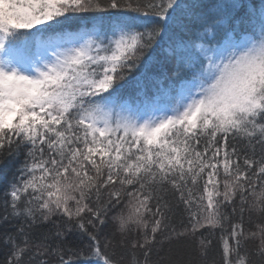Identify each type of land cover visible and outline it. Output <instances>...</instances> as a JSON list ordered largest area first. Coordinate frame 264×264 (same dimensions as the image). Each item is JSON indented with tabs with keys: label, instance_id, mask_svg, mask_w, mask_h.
<instances>
[{
	"label": "snow or ice",
	"instance_id": "snow-or-ice-1",
	"mask_svg": "<svg viewBox=\"0 0 264 264\" xmlns=\"http://www.w3.org/2000/svg\"><path fill=\"white\" fill-rule=\"evenodd\" d=\"M129 78L156 90L124 97ZM9 165L0 264H123L101 244L118 207L128 264H153L161 234L190 238L198 264H264V0H0Z\"/></svg>",
	"mask_w": 264,
	"mask_h": 264
},
{
	"label": "trees",
	"instance_id": "trees-1",
	"mask_svg": "<svg viewBox=\"0 0 264 264\" xmlns=\"http://www.w3.org/2000/svg\"><path fill=\"white\" fill-rule=\"evenodd\" d=\"M98 2V0H93V3ZM101 2H106V0H101ZM122 2H126V0H122ZM142 2H146V0H142ZM116 10H108V11H89V12H79V13H68L72 19L65 26L66 29L70 32L79 31L82 25L87 24L91 27L92 23L97 19H107L110 14L114 13ZM35 31V29L31 30ZM162 53H158L157 57L159 58ZM157 85L151 82H145L141 85H138L135 80L129 78V81L125 83L124 88L121 90V95L124 97H133L137 96L140 99H143L144 93L147 92L148 96H151L155 90ZM163 87H168V81L163 82ZM178 87V86H177ZM22 159V157H21ZM15 171V168L11 165L9 167L4 168L0 166V196L3 194V190L5 185L11 181L12 174ZM119 211V207L114 209L113 213H111L106 221V227L104 228L103 234L101 235V244L105 242L106 239L112 240V245H110V250L112 248L115 249L116 256L120 257L122 254L124 255L123 264H128V261L131 259V252L133 250L127 248L126 246H122L121 241L124 239L123 235L117 230L116 222L113 220V216ZM181 218L187 219L186 215L181 217L177 215L175 217V227L179 230L180 228V220ZM248 227V217L247 213L245 214V228ZM48 230L47 227L39 228V232H46ZM3 229L0 228V232ZM115 232V236L113 237L111 234ZM221 230L216 229L215 232L211 235V239L213 241L212 247L209 251V258L215 256L219 259V252L221 250L220 245V236ZM205 235H208V232L205 231ZM132 237L129 236L128 239ZM69 240L73 243H79L78 234L69 237ZM84 243H87V239L84 238ZM139 254V250H135ZM6 253V249L2 244H0V260L4 258ZM142 259V257H140ZM52 264H55L56 257L50 256L48 257ZM151 260L153 264H188L189 261L192 264H198L200 260V256L195 249V245L193 244L190 238L179 239L175 236L171 238H165L164 235H158L157 243L152 249Z\"/></svg>",
	"mask_w": 264,
	"mask_h": 264
}]
</instances>
